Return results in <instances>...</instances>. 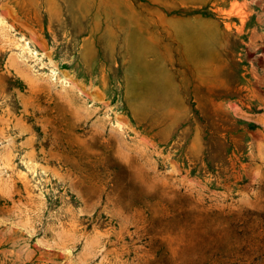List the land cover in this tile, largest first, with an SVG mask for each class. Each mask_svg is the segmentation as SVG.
I'll use <instances>...</instances> for the list:
<instances>
[{"label": "rangeland", "instance_id": "obj_1", "mask_svg": "<svg viewBox=\"0 0 264 264\" xmlns=\"http://www.w3.org/2000/svg\"><path fill=\"white\" fill-rule=\"evenodd\" d=\"M0 264H264V0H0Z\"/></svg>", "mask_w": 264, "mask_h": 264}]
</instances>
